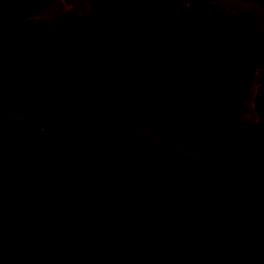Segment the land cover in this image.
I'll return each instance as SVG.
<instances>
[{"label":"water","instance_id":"water-1","mask_svg":"<svg viewBox=\"0 0 264 264\" xmlns=\"http://www.w3.org/2000/svg\"><path fill=\"white\" fill-rule=\"evenodd\" d=\"M55 1L0 0V264H264V17Z\"/></svg>","mask_w":264,"mask_h":264},{"label":"flooded vegetation","instance_id":"flooded-vegetation-1","mask_svg":"<svg viewBox=\"0 0 264 264\" xmlns=\"http://www.w3.org/2000/svg\"><path fill=\"white\" fill-rule=\"evenodd\" d=\"M211 4H219L221 7L227 9L229 12L234 14H240L244 11L246 12H255L264 17V7L259 4L250 1V0H211L209 1ZM236 6L235 8H231L230 5ZM68 11H75L78 14H85L90 12V5L87 0H56L49 9L42 11L40 13V17L42 18H54L57 14H63ZM261 30L264 32V25H261ZM259 76L255 81L254 87L256 88L258 83ZM253 94L251 95V97ZM251 97L249 101H251ZM248 101V102H249ZM247 102V103H248ZM246 103V105H247ZM245 105V106H246ZM244 106V107H245ZM244 109V108H243ZM243 111V110H242ZM253 117L250 119L256 120V116L254 113L251 114ZM245 117V116H242ZM248 118V117H245Z\"/></svg>","mask_w":264,"mask_h":264},{"label":"rangeland","instance_id":"rangeland-1","mask_svg":"<svg viewBox=\"0 0 264 264\" xmlns=\"http://www.w3.org/2000/svg\"><path fill=\"white\" fill-rule=\"evenodd\" d=\"M231 8H235L236 6L234 5H230ZM252 103L251 101H249L247 103V105L244 107L243 111H242V116H245V117H248V118H251L253 117L251 114H252Z\"/></svg>","mask_w":264,"mask_h":264}]
</instances>
